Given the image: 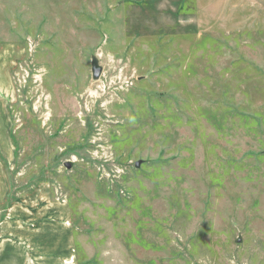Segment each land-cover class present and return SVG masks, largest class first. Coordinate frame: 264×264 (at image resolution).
I'll return each mask as SVG.
<instances>
[{"label": "rangeland", "instance_id": "rangeland-1", "mask_svg": "<svg viewBox=\"0 0 264 264\" xmlns=\"http://www.w3.org/2000/svg\"><path fill=\"white\" fill-rule=\"evenodd\" d=\"M35 198L62 264H264V0H0V240Z\"/></svg>", "mask_w": 264, "mask_h": 264}, {"label": "crops", "instance_id": "crops-1", "mask_svg": "<svg viewBox=\"0 0 264 264\" xmlns=\"http://www.w3.org/2000/svg\"><path fill=\"white\" fill-rule=\"evenodd\" d=\"M39 199L35 198V204L28 202L22 205L20 203L12 205L8 210L7 217L9 219L5 221V224H8V226L12 225L15 229L21 230L22 224L20 221H22L23 224L35 227V229L28 227L29 234H34V237L40 238L45 232L48 238L46 237L44 242L36 244L32 239L33 236L30 238L24 235L17 237L16 240L7 238L6 236V238L0 240V264H62L64 259L72 252L73 248L70 237L69 242L67 239L58 240L57 238V235H60L59 233L63 234L70 231L69 225L64 222V218L62 217V213H64L62 205L47 201L46 205L41 206V203L45 201H38ZM59 219L60 221H58ZM43 225L48 227V231L43 230ZM11 231L13 232L14 230ZM11 231L7 235L11 234ZM39 246L42 247L39 248Z\"/></svg>", "mask_w": 264, "mask_h": 264}, {"label": "water", "instance_id": "water-1", "mask_svg": "<svg viewBox=\"0 0 264 264\" xmlns=\"http://www.w3.org/2000/svg\"><path fill=\"white\" fill-rule=\"evenodd\" d=\"M91 71H92V77L94 79H98L101 74V67L97 64L95 60L91 62ZM140 162H136L135 165L138 166ZM69 166V164H68Z\"/></svg>", "mask_w": 264, "mask_h": 264}]
</instances>
